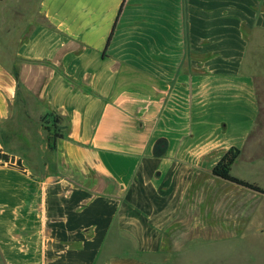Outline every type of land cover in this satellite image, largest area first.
Here are the masks:
<instances>
[{"label": "crops", "instance_id": "1", "mask_svg": "<svg viewBox=\"0 0 264 264\" xmlns=\"http://www.w3.org/2000/svg\"><path fill=\"white\" fill-rule=\"evenodd\" d=\"M260 83L264 0H0V263L243 244L264 195L213 170L264 189Z\"/></svg>", "mask_w": 264, "mask_h": 264}, {"label": "rangeland", "instance_id": "2", "mask_svg": "<svg viewBox=\"0 0 264 264\" xmlns=\"http://www.w3.org/2000/svg\"><path fill=\"white\" fill-rule=\"evenodd\" d=\"M259 89L260 96L264 99V87L261 83ZM259 215L260 218L257 217L254 226L256 230L260 227L259 233L254 230L243 244L209 247L206 251L201 249L199 254H196L197 261L201 264H264V213L261 211ZM196 250L198 252V248Z\"/></svg>", "mask_w": 264, "mask_h": 264}, {"label": "trees", "instance_id": "3", "mask_svg": "<svg viewBox=\"0 0 264 264\" xmlns=\"http://www.w3.org/2000/svg\"><path fill=\"white\" fill-rule=\"evenodd\" d=\"M112 35L110 36L109 42L112 39ZM58 137L59 134L54 130L52 132L51 138L53 139V141H55ZM54 145L55 144L53 143L51 149L55 148ZM239 154H240V150L238 149H231L229 152H227L226 155L222 158V160L218 163V165L214 168L213 175H215L220 179L229 181L231 183H235L237 185L243 186L245 188L251 189L253 191H256L264 195V189H262L258 185L251 184L249 182L238 179L231 175V167L235 162V160L238 158Z\"/></svg>", "mask_w": 264, "mask_h": 264}]
</instances>
